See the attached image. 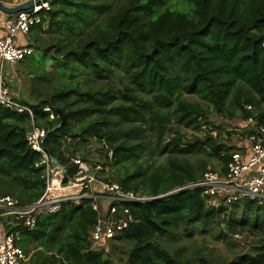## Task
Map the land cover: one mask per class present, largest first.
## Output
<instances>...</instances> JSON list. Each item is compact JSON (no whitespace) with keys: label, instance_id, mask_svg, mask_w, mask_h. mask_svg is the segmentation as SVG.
Returning a JSON list of instances; mask_svg holds the SVG:
<instances>
[{"label":"trees","instance_id":"16d2710c","mask_svg":"<svg viewBox=\"0 0 264 264\" xmlns=\"http://www.w3.org/2000/svg\"><path fill=\"white\" fill-rule=\"evenodd\" d=\"M40 17L28 35L34 54L18 63L31 86L32 102L22 104L33 116L0 106V197L27 207L45 194L43 158L27 139L35 126L46 130L42 148L66 170L64 184L77 174L73 159L91 162L94 143L102 146L94 174L119 168L102 182L153 200L121 205L134 222L106 244L91 240L100 217L92 199L60 204L32 230L0 218L22 264H115L106 248L115 253L119 243L126 264H264V206L216 207L198 189L174 193L211 170L210 161L194 166L187 156L216 160L211 171L222 174L230 158L219 137L189 139L182 129L217 131L214 114L264 123V0H52ZM153 154L166 164L149 160ZM195 234L250 237L254 247L227 263L173 250Z\"/></svg>","mask_w":264,"mask_h":264},{"label":"built area","instance_id":"2783aa9c","mask_svg":"<svg viewBox=\"0 0 264 264\" xmlns=\"http://www.w3.org/2000/svg\"><path fill=\"white\" fill-rule=\"evenodd\" d=\"M49 9L50 3L33 5L30 10L8 16L4 20V32L0 36V106L10 111L33 116L30 107L11 97L4 65L8 63L14 66L34 54V50L21 41L41 24L40 13ZM245 110L251 114L254 112L250 105L245 106ZM243 123V127L241 126L243 130L235 135L239 142L238 150L230 155L226 173L208 170L199 181L177 189L174 193L198 189L212 206L233 205L244 200L264 206V123L259 122L254 116H249ZM206 130L211 136L218 138L216 130L211 127ZM245 132L246 135L242 137ZM46 136V130L35 126L27 135L32 150L42 155L41 165L46 169V191L43 198L34 205L22 207L9 196L0 197V218H14L32 230L39 215L57 212L60 204L92 199L93 209L100 217L92 231L91 240L94 243L106 244L114 240L118 234L124 233L129 223L134 222L129 211L121 208V205L153 200L133 191L125 192L116 183L100 182L92 166L80 158L73 159L77 166L75 178L64 184L66 170L58 164L54 167L53 161L42 148ZM108 155L112 159V153ZM97 169L100 170L101 167ZM96 186L101 189L98 193H94ZM102 203H106V207L102 206ZM23 261L25 254L16 245L15 235L7 234L3 226H0V264H22Z\"/></svg>","mask_w":264,"mask_h":264},{"label":"rangeland","instance_id":"374dc122","mask_svg":"<svg viewBox=\"0 0 264 264\" xmlns=\"http://www.w3.org/2000/svg\"><path fill=\"white\" fill-rule=\"evenodd\" d=\"M29 0H0L6 7L13 8L16 7L15 5L17 2H19L21 5L23 3L28 2ZM179 1V0H177ZM6 15L0 12V19L5 17ZM1 21V20H0ZM1 27V26H0ZM28 38V36L26 37ZM40 59L43 58V56H39ZM47 69L49 68L46 66ZM4 71L6 73V79H7V85L8 90L10 92V95L13 99L18 100L20 102H32V99L30 98L31 93V86L29 84V79L25 78L23 70L20 67V64H16L14 66L5 63L4 65ZM55 78V76L53 77ZM56 79V78H55ZM88 84L92 85L93 81L88 80ZM185 98L192 103H199V98L194 96H185ZM209 123H212L216 127L219 128L217 130V135H219L218 140L219 144L225 145L227 148H231V150L228 152V155H231L233 152L238 150V138L235 136L236 134L241 133L243 130V121L234 118V119H227L222 116H219L217 114H214L210 117ZM242 126V127H241ZM211 126L203 127L201 130V133H195L193 131H187V130H181L184 133L187 134L189 139H192L193 137H204L207 134H210L207 132L206 129H208ZM241 127V128H240ZM214 129L213 127H211ZM175 130L177 128H174ZM241 129V130H240ZM170 132V129L168 130V133ZM211 135V134H210ZM170 136H167L169 139ZM90 152L91 154L88 156L89 160L91 162H88L87 164L93 168V172L97 173L98 169L94 168L98 161H101L100 159V152H102V146L97 144L90 145ZM166 157L167 156H158L157 154H153L150 156V159L153 163L154 161L160 165L166 164ZM147 159H144V161ZM186 160H189L194 166L198 164V161L203 160L206 162L210 161V165L208 169H213L216 167L217 163L216 160H212L211 158L205 157V155L202 156H187ZM112 166V165H111ZM136 166H140L139 163L130 165V170H133ZM220 169L216 168V171L218 172ZM108 172L106 173H100L98 176L100 179H111L114 176V173L119 171V168L112 166L108 168ZM98 179L100 182L101 180ZM100 187L96 186L94 188V193H98L100 191ZM209 204V203H208ZM102 206L106 203H102ZM218 207V206H216ZM184 235H182L183 237ZM122 243L115 244V253L112 251V246H109L107 249V256L113 260L115 264H126V258H125V252L124 249L121 247ZM121 247V248H120ZM253 240L250 237H235L232 238L228 242H224L222 240L216 241L212 236H204L200 234H195L192 240L187 239L186 237H183L175 243L173 250H178L179 253H182V250H184V253L187 254H197L201 256H208L213 257L215 260H217L220 263H227L232 261L236 256L243 254V253H249L253 250ZM122 249V250H121ZM111 251V252H110ZM109 252V253H108Z\"/></svg>","mask_w":264,"mask_h":264},{"label":"water","instance_id":"95a60500","mask_svg":"<svg viewBox=\"0 0 264 264\" xmlns=\"http://www.w3.org/2000/svg\"><path fill=\"white\" fill-rule=\"evenodd\" d=\"M51 1L52 0H30L26 3H23L21 5L13 7V8L6 7L2 2H0V12L5 14V15H8V16H13V15H16L20 12L30 10L33 5H39L40 6L42 4L51 3ZM59 113L61 114L60 111H59ZM62 118H63V121H65L64 120L65 118L63 116H62ZM53 166L54 167L57 166V163L54 161H53Z\"/></svg>","mask_w":264,"mask_h":264},{"label":"crops","instance_id":"0c3cea01","mask_svg":"<svg viewBox=\"0 0 264 264\" xmlns=\"http://www.w3.org/2000/svg\"><path fill=\"white\" fill-rule=\"evenodd\" d=\"M30 1V0H29ZM18 4H20L19 2H17L15 5H17L18 6ZM7 17H8V15H6L5 17H3L2 19H0L1 21H0V36H2V34H3V32H4V29H3V23H4V20H6L7 19ZM23 44H25V45H28L29 46V39L28 38H23L22 39V41H21ZM6 74V73H5Z\"/></svg>","mask_w":264,"mask_h":264}]
</instances>
